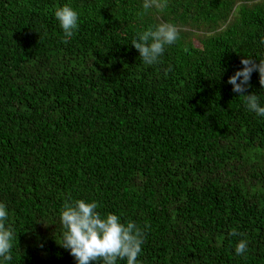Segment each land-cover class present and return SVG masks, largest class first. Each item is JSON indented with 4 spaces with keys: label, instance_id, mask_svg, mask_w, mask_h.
I'll return each instance as SVG.
<instances>
[{
    "label": "trees",
    "instance_id": "1",
    "mask_svg": "<svg viewBox=\"0 0 264 264\" xmlns=\"http://www.w3.org/2000/svg\"><path fill=\"white\" fill-rule=\"evenodd\" d=\"M0 264H264V0H0Z\"/></svg>",
    "mask_w": 264,
    "mask_h": 264
}]
</instances>
